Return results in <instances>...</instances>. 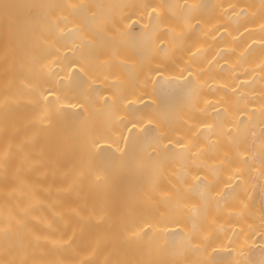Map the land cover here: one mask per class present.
<instances>
[{
	"label": "bare ground",
	"instance_id": "1",
	"mask_svg": "<svg viewBox=\"0 0 264 264\" xmlns=\"http://www.w3.org/2000/svg\"><path fill=\"white\" fill-rule=\"evenodd\" d=\"M0 264H264V0H0Z\"/></svg>",
	"mask_w": 264,
	"mask_h": 264
}]
</instances>
